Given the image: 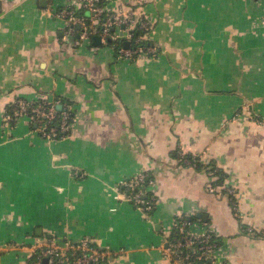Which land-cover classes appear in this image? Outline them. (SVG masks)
I'll return each instance as SVG.
<instances>
[{
	"label": "crops",
	"instance_id": "1",
	"mask_svg": "<svg viewBox=\"0 0 264 264\" xmlns=\"http://www.w3.org/2000/svg\"><path fill=\"white\" fill-rule=\"evenodd\" d=\"M51 2L73 0H0V264H32L46 235L175 264L160 245L180 219L211 230L217 264H264V0H101L150 25L133 60L66 33ZM16 98L67 104L69 133L6 123ZM139 172L149 215L125 196Z\"/></svg>",
	"mask_w": 264,
	"mask_h": 264
},
{
	"label": "built area",
	"instance_id": "2",
	"mask_svg": "<svg viewBox=\"0 0 264 264\" xmlns=\"http://www.w3.org/2000/svg\"><path fill=\"white\" fill-rule=\"evenodd\" d=\"M50 5L54 8L56 16L63 19L65 32L72 34L77 31L81 40L87 39L92 32H97L104 43L107 40H127L128 47L122 46L116 49L118 56L126 59L143 52L145 54L155 52L153 45H136L140 38H149L150 25L136 15L135 9L113 11L107 5L99 3V0H73L72 3L63 5H55L51 2ZM81 10H85V14H81ZM136 28L147 30V33L136 37L134 35ZM34 103L16 98L11 111L5 116L6 123L20 116H28L38 125V130L43 136L54 137L57 129L55 126L47 128L46 120L55 116V103L45 99L37 104ZM62 114L59 129L66 130V109ZM150 182L147 174L142 172L123 181L126 198L145 215H149L154 205V198L150 195L146 196L145 191V186ZM227 191L233 193L231 189ZM174 225L175 234L170 235L165 240V244L160 245L164 256L173 260L175 264H217L214 258L216 243L211 238L210 229L200 224L194 227L191 222L184 219L178 220ZM32 253L34 255L32 264H107L108 258L114 252L95 246L87 238L71 241L46 235L34 239Z\"/></svg>",
	"mask_w": 264,
	"mask_h": 264
},
{
	"label": "trees",
	"instance_id": "3",
	"mask_svg": "<svg viewBox=\"0 0 264 264\" xmlns=\"http://www.w3.org/2000/svg\"><path fill=\"white\" fill-rule=\"evenodd\" d=\"M99 3H101V0H99ZM80 13L81 14H85V10H81ZM143 33L144 34L147 33V30H144V29L142 30L141 28H138V29L136 28L134 35L137 37V36H141ZM106 44L108 46L114 47L115 50H116L118 47L124 46L123 45L124 44V40H117V41L116 40H107L106 41ZM136 45H140V46L152 45V40H150L149 38L148 39L140 38L137 41ZM116 54L118 55L117 52H116ZM137 55H135L133 58H130V59L131 60L135 59ZM42 100L43 99H39L37 101H34L35 102L34 104H37L39 102H42ZM12 107H13V103L8 106V112L11 111ZM64 109H66V111H67V115L65 117V123L67 125V129L66 130H61V129H59L60 128V125L59 124L61 122V118L63 117L62 112H63ZM30 114H32V113L30 112ZM46 121H47L46 122L47 123V128H49L50 126H55L56 127L57 130L55 131L56 134L54 135V137L65 136L70 131V126H71V123L73 121V112L70 111L69 106L66 104V105H63V108H61L60 110L56 108L55 116L52 119H49V120L47 119ZM179 157L183 161V163H187V164L193 165V166H195L198 169H200V168L203 167V164L201 163V161L199 159V156H197V155L179 154ZM205 166H206V168H208L209 166H211L210 168L212 169V165H210V164H206ZM213 171L216 172V175L219 174L217 180H215L214 185H220L219 182L222 179V175H221V173L218 172V170H213ZM145 188H146V186H145ZM148 193L149 192L147 191L146 192V196L149 195ZM173 234H175V233L173 232L171 235H173ZM33 258H34V255H32V260H33Z\"/></svg>",
	"mask_w": 264,
	"mask_h": 264
},
{
	"label": "water",
	"instance_id": "4",
	"mask_svg": "<svg viewBox=\"0 0 264 264\" xmlns=\"http://www.w3.org/2000/svg\"><path fill=\"white\" fill-rule=\"evenodd\" d=\"M93 39L95 40V42H97L99 40L98 36H93ZM125 47H127L129 45V41H124V44H123ZM62 105L61 104H58L57 105V108H61Z\"/></svg>",
	"mask_w": 264,
	"mask_h": 264
}]
</instances>
